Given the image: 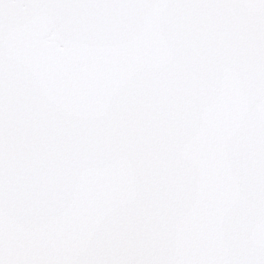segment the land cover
<instances>
[{"label":"snow or ice","instance_id":"obj_1","mask_svg":"<svg viewBox=\"0 0 264 264\" xmlns=\"http://www.w3.org/2000/svg\"><path fill=\"white\" fill-rule=\"evenodd\" d=\"M0 264H264V0H0Z\"/></svg>","mask_w":264,"mask_h":264}]
</instances>
